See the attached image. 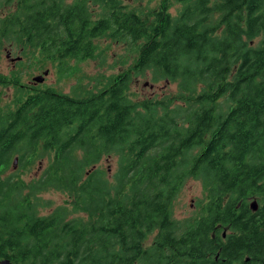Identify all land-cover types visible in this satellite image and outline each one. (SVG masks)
Masks as SVG:
<instances>
[{"label": "trees", "instance_id": "obj_1", "mask_svg": "<svg viewBox=\"0 0 264 264\" xmlns=\"http://www.w3.org/2000/svg\"><path fill=\"white\" fill-rule=\"evenodd\" d=\"M128 1L0 0V53L23 58L0 74L21 93L0 108V260L261 264L264 0H174L175 15L172 0ZM104 37L131 51L107 81L70 94L18 89L27 67L50 60L63 70L112 48ZM140 78L162 81V93L132 98ZM113 154L109 177L98 164ZM189 177L205 197L181 220L172 201ZM50 189L71 207H51Z\"/></svg>", "mask_w": 264, "mask_h": 264}, {"label": "rangeland", "instance_id": "obj_2", "mask_svg": "<svg viewBox=\"0 0 264 264\" xmlns=\"http://www.w3.org/2000/svg\"><path fill=\"white\" fill-rule=\"evenodd\" d=\"M128 2L130 5L136 4L141 7H154L157 5L158 7H161L165 3L164 0H129ZM180 6L181 4L179 2L172 0L170 4H167L166 9L170 14L175 15ZM107 45L112 48H109L108 50L98 48L94 57L87 59H71L63 70H61L55 62L50 60H46L43 63L42 61L37 62L35 65L29 68L27 67V70L25 69L22 72L23 76L19 78L18 89H21L24 93L25 90H28L29 87L34 85L32 77L36 75H43L44 70H48V73L44 75L41 82L35 84L38 88L50 86L54 87L57 91L68 94L78 92L80 86L84 85L89 88H93L98 80L105 82L112 73L118 72V65L125 57L129 63L131 51H128L126 43L111 41L109 38L105 37L102 38L101 47L108 48ZM5 54L6 51H2L0 53V72L7 74L12 67H15V65L17 66L18 63L22 62L23 58L20 57V59L16 61H11L9 58L5 57ZM115 61L118 63L117 66H114ZM162 86V81L152 84L149 80L140 78L131 86L130 91L132 92H130V94L134 99L142 97L145 94L159 95L162 93L161 90L164 89ZM167 89H176L175 83L170 84ZM20 94V90L16 91L13 86L0 84V108L2 110H6L7 105L13 108L15 104L12 103V100L14 98L17 99ZM175 100L181 101L180 99ZM117 162L118 157L113 154L110 157L104 156L98 165L105 170L107 176L111 177L116 171ZM37 165L38 164H35L30 173L26 170L20 175L23 178H30L31 176L29 175L36 174V170L42 168H39ZM12 168L16 169L17 164ZM42 196L51 200V207L63 203L67 205L68 208L71 207V197L62 191L50 189L49 191L43 193ZM204 197L205 192L203 190L201 180L191 177L185 178L172 201L173 215L181 220L190 218L193 214L198 212L197 209H199L200 205L204 201ZM66 200L68 201L66 202ZM83 213L84 212L79 211L73 213V215L83 216Z\"/></svg>", "mask_w": 264, "mask_h": 264}, {"label": "water", "instance_id": "obj_3", "mask_svg": "<svg viewBox=\"0 0 264 264\" xmlns=\"http://www.w3.org/2000/svg\"><path fill=\"white\" fill-rule=\"evenodd\" d=\"M6 57H10V53L7 52L6 54ZM15 59H20V57L18 58H11V60H15ZM48 73V70H44L43 71V75H36V76H33L32 77V81H34L35 83H39L43 80V77L44 75H46ZM16 162H17V157H15L13 159V164H14V167L16 166ZM250 207L255 210L257 208V203L255 200H253L251 203H250ZM225 235V232H223V236ZM0 264H13L8 258H3L0 260ZM261 264H264V260Z\"/></svg>", "mask_w": 264, "mask_h": 264}, {"label": "flooded vegetation", "instance_id": "obj_4", "mask_svg": "<svg viewBox=\"0 0 264 264\" xmlns=\"http://www.w3.org/2000/svg\"><path fill=\"white\" fill-rule=\"evenodd\" d=\"M18 60V59H17ZM0 74H4L3 72H0ZM34 83V85H32L31 87H29V89L28 90H25V93H27V91H32L34 88H37V85H35V84H37V83H35V82H33ZM28 86V85H27Z\"/></svg>", "mask_w": 264, "mask_h": 264}, {"label": "bare ground", "instance_id": "obj_5", "mask_svg": "<svg viewBox=\"0 0 264 264\" xmlns=\"http://www.w3.org/2000/svg\"><path fill=\"white\" fill-rule=\"evenodd\" d=\"M10 58V57H9Z\"/></svg>", "mask_w": 264, "mask_h": 264}]
</instances>
